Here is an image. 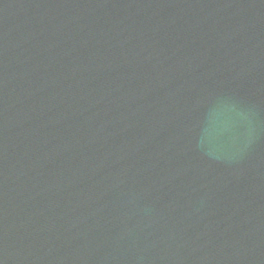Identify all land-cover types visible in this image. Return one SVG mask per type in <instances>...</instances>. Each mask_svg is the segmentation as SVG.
I'll return each mask as SVG.
<instances>
[{"label":"water","instance_id":"obj_1","mask_svg":"<svg viewBox=\"0 0 264 264\" xmlns=\"http://www.w3.org/2000/svg\"><path fill=\"white\" fill-rule=\"evenodd\" d=\"M0 264H264V0H0Z\"/></svg>","mask_w":264,"mask_h":264}]
</instances>
